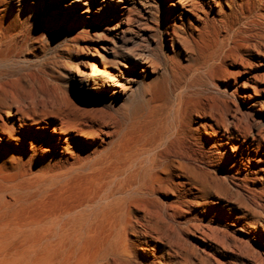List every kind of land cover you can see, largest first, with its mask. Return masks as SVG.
Segmentation results:
<instances>
[{
	"label": "bare ground",
	"instance_id": "bare-ground-1",
	"mask_svg": "<svg viewBox=\"0 0 264 264\" xmlns=\"http://www.w3.org/2000/svg\"><path fill=\"white\" fill-rule=\"evenodd\" d=\"M0 264H264V0H0Z\"/></svg>",
	"mask_w": 264,
	"mask_h": 264
},
{
	"label": "rangeland",
	"instance_id": "rangeland-1",
	"mask_svg": "<svg viewBox=\"0 0 264 264\" xmlns=\"http://www.w3.org/2000/svg\"><path fill=\"white\" fill-rule=\"evenodd\" d=\"M147 6H149V5H147ZM215 9H216V7L213 8V10H215ZM119 38H120V37H119ZM158 41H159V40L156 39V42H158ZM54 52H55V47H51V48H49L48 51H47V53H46V57H50V56L52 55V53H54ZM162 62L164 63L165 61L163 60ZM165 64H166V62H165ZM165 64H164V65H165ZM188 81H189V80H186V82L184 83V85H185L186 83H188ZM251 91L254 92L253 90H251ZM246 92H247V89H246ZM175 99H176V98H175V96L173 95L172 98H171V100L174 101ZM260 99H261V98H257V100H260ZM248 103H249V102H246L245 105H248ZM225 149L227 150V152H229V153H231V154L233 153V152H232V147H231V146H229V147H227V148H225ZM225 149H224V150H225Z\"/></svg>",
	"mask_w": 264,
	"mask_h": 264
}]
</instances>
